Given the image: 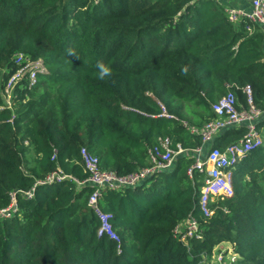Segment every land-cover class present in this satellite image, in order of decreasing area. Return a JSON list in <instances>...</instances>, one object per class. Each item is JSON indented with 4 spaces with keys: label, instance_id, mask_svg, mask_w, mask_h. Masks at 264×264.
I'll return each instance as SVG.
<instances>
[{
    "label": "trees",
    "instance_id": "trees-1",
    "mask_svg": "<svg viewBox=\"0 0 264 264\" xmlns=\"http://www.w3.org/2000/svg\"><path fill=\"white\" fill-rule=\"evenodd\" d=\"M193 1L0 0V210L14 195L17 205L0 218V264H202L222 248L233 264H264V146L237 166L234 196L210 203V216L200 207L206 175L190 178L186 155L136 189L105 190L119 242L98 236L95 189L79 185L89 178L82 149L126 177L149 166L147 150L162 138L202 147L182 122L202 127L230 90L245 108L250 86L264 110V33L229 23L213 0ZM19 54L48 74L16 88L9 108L3 90ZM98 61L112 75L99 79ZM246 132L223 130L213 146ZM59 171L62 183L39 184ZM189 218L200 238L183 241L175 229Z\"/></svg>",
    "mask_w": 264,
    "mask_h": 264
},
{
    "label": "built area",
    "instance_id": "built-area-1",
    "mask_svg": "<svg viewBox=\"0 0 264 264\" xmlns=\"http://www.w3.org/2000/svg\"><path fill=\"white\" fill-rule=\"evenodd\" d=\"M198 1L200 0H194L193 3ZM224 11L229 23L233 25L245 23L249 31H251L252 26L259 25L264 31V0H252L250 9L228 7ZM16 58L18 68L9 77L3 90V97L7 101L9 108L13 106V94L16 88L19 86L23 88L25 84L31 87L37 82L40 75L48 74V70L42 60H32L23 54H19ZM12 88V96H10V89ZM244 93L247 97V107L245 108L238 106V98L235 92L230 90L226 96L212 105V111L215 114L214 119L208 121L200 128L189 126L187 122H182L183 126L191 134L201 136L202 147L187 149L181 144L174 146L170 138H162L157 145L147 150L149 166L129 176L119 177L112 171L101 169L98 158L92 156L87 149H82L81 155L89 178L83 182H79V185H89L95 189L88 202L91 209L101 221L98 236L105 235L112 240L120 241L118 234L110 222L111 216L102 210L100 204V199L105 190L123 191L127 188L136 189L147 180L158 177L168 170H171L177 158L182 155H186L188 158L195 160L188 172L190 178H193L195 172L206 175L200 196V207L206 215L210 216L212 214L209 210L210 203L217 199L233 197L235 194L234 176L237 166L251 152L264 146V133L259 128V125L264 123V110L256 107L250 86L244 89ZM141 114L150 118L159 117L146 113ZM163 116L173 118L165 111ZM241 126H245L247 132L239 142L229 145L224 150L213 146L206 158H202L205 146L212 144L223 130ZM67 178V175L59 171L50 174L45 180L39 182V184H59ZM33 195L32 191L27 193L26 197L32 198ZM13 201L9 208L0 210V218L12 219L15 216L17 212L15 195ZM199 229L198 221L189 218L185 223L177 226L175 229V237L183 241L198 239L200 238ZM226 250L228 249L222 248L214 260L207 261L205 259L202 264H233L237 258L236 256L230 255L228 258L229 261L226 262Z\"/></svg>",
    "mask_w": 264,
    "mask_h": 264
},
{
    "label": "crops",
    "instance_id": "crops-1",
    "mask_svg": "<svg viewBox=\"0 0 264 264\" xmlns=\"http://www.w3.org/2000/svg\"><path fill=\"white\" fill-rule=\"evenodd\" d=\"M213 1H215L224 10L226 8H228V7H238V8H244V9H250L251 8V2H252V0H213ZM242 24H245V23H242ZM240 25H235V26L239 27ZM245 29L247 30V32L249 34H252V33L256 32V31L264 33L263 29L259 25L252 26L251 31L248 30L247 26L245 27ZM259 128L262 129V131L264 133V123H261L259 125ZM213 144H214V142L212 144H209V145L205 146L204 152H203V155H202L203 159L206 158V156H207L208 152L210 151L211 147H213ZM228 258L229 257L227 256L226 262H227Z\"/></svg>",
    "mask_w": 264,
    "mask_h": 264
},
{
    "label": "clouds",
    "instance_id": "clouds-1",
    "mask_svg": "<svg viewBox=\"0 0 264 264\" xmlns=\"http://www.w3.org/2000/svg\"><path fill=\"white\" fill-rule=\"evenodd\" d=\"M67 53H68V55L76 56V58L79 59L74 48H71V47L68 48ZM96 67L98 69V78L99 79H104V78L112 75L111 67L106 65L103 61H98Z\"/></svg>",
    "mask_w": 264,
    "mask_h": 264
},
{
    "label": "rangeland",
    "instance_id": "rangeland-1",
    "mask_svg": "<svg viewBox=\"0 0 264 264\" xmlns=\"http://www.w3.org/2000/svg\"><path fill=\"white\" fill-rule=\"evenodd\" d=\"M12 90H13V88L10 89V96H12ZM13 96H14V94H13ZM227 261H228V259H227ZM212 264H215V263H212Z\"/></svg>",
    "mask_w": 264,
    "mask_h": 264
}]
</instances>
